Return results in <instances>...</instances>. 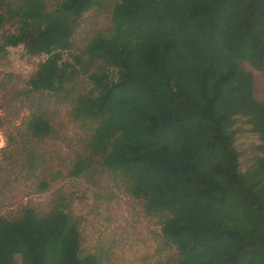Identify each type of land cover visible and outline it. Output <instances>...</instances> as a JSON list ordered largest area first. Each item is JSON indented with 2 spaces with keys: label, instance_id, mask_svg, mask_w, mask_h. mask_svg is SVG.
I'll list each match as a JSON object with an SVG mask.
<instances>
[{
  "label": "trees",
  "instance_id": "1",
  "mask_svg": "<svg viewBox=\"0 0 264 264\" xmlns=\"http://www.w3.org/2000/svg\"><path fill=\"white\" fill-rule=\"evenodd\" d=\"M109 1L0 0V61L18 47L39 60L23 87L0 82L29 110L0 150V264H115L146 218L157 250L172 249L164 264H264V100L245 71L264 74V0H117L76 44ZM55 104L75 131L62 148ZM102 184L131 200L129 223L101 209L113 191L81 199Z\"/></svg>",
  "mask_w": 264,
  "mask_h": 264
},
{
  "label": "rangeland",
  "instance_id": "2",
  "mask_svg": "<svg viewBox=\"0 0 264 264\" xmlns=\"http://www.w3.org/2000/svg\"><path fill=\"white\" fill-rule=\"evenodd\" d=\"M116 1L117 0H110L108 4L98 9H93L82 17L78 23V28L74 36V42L76 44L81 46L93 34L104 29L107 25L108 6ZM7 28L9 31H13L15 30V25L10 24ZM9 50L8 56L0 61V82H5V79L7 78L6 75H9L11 76L10 88H21L35 72L39 60L37 58L26 57L21 47L10 48ZM63 58L67 59L69 58V55L64 54ZM245 71H249L253 77L255 97L259 100H264V74L259 71L251 70L249 67H245ZM65 109L66 105H51L48 114L51 120V125L58 132L54 143H57V147L60 148L63 147L60 145V138H65L66 142L64 141V144H67L74 142L73 137H75V131L73 130L72 125L67 122V119L64 116ZM28 113L29 110L27 109L25 102H20V100L14 98V94L11 91L0 90V119L5 121L3 127L0 128V150L7 145L5 142V134L15 133L14 131L19 127L23 118L26 117ZM239 140L244 162L248 161L247 158L251 160L252 155L249 152L250 149H254L252 147L254 143L253 137L241 135ZM64 153L67 154L68 151H64ZM6 158L7 155L0 153V166L8 164V161L4 160ZM107 186L108 188L102 184L99 189H85V194L81 199H85L86 203L92 204L97 190L102 192H106V190L109 192L113 191L116 199L120 202L109 206L104 205L101 209L114 206L115 219L113 223H110L113 226H121L124 224L123 221L129 223L130 219H128L129 214L127 213L126 208L131 200L126 199L121 191H118L112 185ZM78 187V184H73L75 190ZM33 199L37 198L33 197ZM99 203L103 204L102 202ZM79 206H82V204H79ZM94 217L99 218L98 216ZM155 222H157L155 218H146L133 225L132 229L127 228L128 234L123 235L124 238L122 239L121 244L116 247V252L113 251V255H115L113 257L115 258V264H164L167 262L169 257L173 255L172 249H167L164 252L157 250L158 245L156 244L157 241L153 232H158L159 227ZM110 227L111 225L109 224H103L100 228L108 229ZM91 231V228L88 226L86 229V235L88 237L97 234ZM83 232L85 233V230H83ZM18 262L19 259L16 257L15 263L18 264Z\"/></svg>",
  "mask_w": 264,
  "mask_h": 264
}]
</instances>
